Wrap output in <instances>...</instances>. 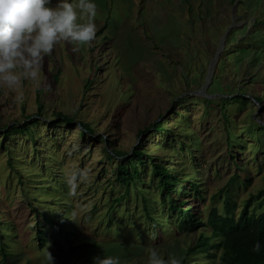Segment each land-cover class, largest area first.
<instances>
[{
    "label": "rangeland",
    "instance_id": "374dc122",
    "mask_svg": "<svg viewBox=\"0 0 264 264\" xmlns=\"http://www.w3.org/2000/svg\"><path fill=\"white\" fill-rule=\"evenodd\" d=\"M94 2L98 30L91 46L81 45L74 51L73 43L58 42L45 57L39 87L30 80L14 88L0 85V130L21 126L30 115L49 123L35 131L38 155L31 153L32 143L23 134L5 141L16 162L26 166L21 174L10 176L4 170L6 154L0 153V264H47L46 251L54 257L53 264H93L95 256L119 257L121 264H148L149 248L164 259L183 257L194 244L195 234L176 230L171 222L164 223V214H158L160 192L150 180V161L199 185L203 200H192L185 184L176 186L175 198L191 203L193 211L200 208L203 217L212 206L221 209L217 191L236 171L229 157L223 159L227 134L236 164L249 172L251 180L246 189L237 183L229 188L236 213L248 192L264 190V0ZM56 3L51 0L50 6ZM103 25L106 28L99 35ZM48 85L51 90L46 92ZM57 113L72 118V127H54ZM160 121L162 132L137 136L139 130ZM78 122L89 123L93 134L81 138ZM74 145H78L75 151ZM104 146L108 152L125 153L139 147L152 158L138 165L143 180L136 183L139 197L131 184V197L124 201V211H136L124 220L140 222L129 234L123 224L113 223L121 216L115 210L109 212L115 214L114 225L106 229L107 208L123 187L113 183L120 159L106 161ZM37 159H42V165ZM45 160L50 171L32 180L34 172L47 170ZM85 167L91 170L88 182L70 196L65 172ZM17 177L28 184L24 192L15 188ZM60 184L67 188L60 189V198L43 195L48 189L57 195L59 189L52 187ZM31 191L41 193L35 200L45 204L26 200L25 196H34ZM140 194L151 200L148 208L156 212L153 216L160 223L140 219L138 211L144 209ZM259 202L252 208L257 214L264 208ZM63 204L73 209L65 211ZM63 213L67 218L75 213L77 222L67 227L65 219L57 220L56 228L65 232L61 236L45 223L44 216ZM40 229L49 239L44 247L39 246ZM114 230L121 233L115 235ZM187 264L220 263L201 253L188 257Z\"/></svg>",
    "mask_w": 264,
    "mask_h": 264
},
{
    "label": "trees",
    "instance_id": "16d2710c",
    "mask_svg": "<svg viewBox=\"0 0 264 264\" xmlns=\"http://www.w3.org/2000/svg\"><path fill=\"white\" fill-rule=\"evenodd\" d=\"M105 28L106 25H103L101 27L100 31L98 32L99 35L105 30ZM176 104L177 102H175L173 105L175 106ZM40 110L41 106H38V111L40 112ZM37 116L39 115H34V117L36 118H34L33 115L27 116L21 126L19 124L12 125L7 128L4 127V129L0 130V153L4 152L6 154V164L8 165V168H4V170H9L10 176L14 175V173L21 174L22 171L26 170V166H22L18 162H16V158L10 153V150L12 149H10V146L7 145L5 141L13 137L14 135L23 134L25 135L26 141H28L29 144L32 143L31 153H37L38 155V150L36 148V145L34 144L36 135L35 131L38 127L41 126L47 128L49 123L40 121ZM56 117L57 120L52 124L54 127L57 125L72 127V118L63 116L61 113H57ZM159 117H161V115ZM162 124V121L156 123L153 122L143 130H139L137 136H141L151 130L162 132ZM78 126L79 127L77 129L81 138H85L87 135H92L94 132L89 123L78 122ZM229 138L230 135L227 134L226 140L228 143V147L226 151L223 152V159L229 157L228 162L234 164V166L236 167V171L229 177L223 187L217 191L218 194H216V197L222 199L221 209L219 210L218 208L212 206L210 211L207 212V214L203 217L202 213H200V208H197L195 211H193L191 210V203H187L186 200L180 201L175 198V195L179 194V189H176V186L185 184L186 186L184 190L190 192L192 200L197 198H201L203 200L204 197L200 188L198 187L199 185L188 180H181L178 174H171L170 170L164 165L150 161V180L152 183L154 181L155 189L160 192L159 203L162 211L158 212V214H164V223L168 224L171 222V224L175 226L176 230L195 234L194 244L189 246L184 256L181 257L182 264H187L188 257H192L201 253L208 254L210 255V257H215L220 264H264V208L262 212L258 214L255 212L256 209H252L253 205L256 204L255 202L258 199L261 200V202H259L260 205H264V190L257 191L255 194L248 192L247 198L243 201L239 212L236 213L237 206L235 202L231 200V192L229 188L232 184L237 183L238 186L246 189L247 185L251 183V180L249 172L247 171L246 173L244 171L245 168L236 164L235 159L232 156L233 152L231 151V149H229ZM101 139L102 138H100V140ZM102 142H104L106 146L108 145L106 139H103ZM103 154L106 161H109L110 163L115 161V158L118 160L120 159V161L116 163L113 183H117L119 186L123 187L122 193L119 194L117 198L112 199L107 208L106 216H108V220L106 229L110 230L114 225L113 223H121L126 229L125 233L129 234V231L139 227L140 222H131L132 218H130L129 220H124L125 217L129 215V213L133 214V216L136 215V211H134V213L129 210L124 211V201L125 199H129L131 197V184H133V187L137 189V196L139 197L138 191H140L141 189L137 187L136 183H142L143 180L141 179L138 165L144 166V160L152 158L150 155L146 156L145 151L140 150L139 147L134 148L130 153H125L114 149L111 150V152H108L104 146ZM40 156L42 157L41 154ZM49 157H52V155H50ZM41 160L42 159H37L39 165H42ZM44 166V168L47 169L46 160L44 161ZM48 170L49 169L45 170V172L43 170L34 172L35 174L34 176L32 175V180H34L33 178L36 175H46L48 173ZM16 180L17 183L15 182V188H22L24 192V189L28 188L26 187V185H28L27 182L19 177H17ZM34 189L36 191V189L39 188L38 186H35ZM58 189L59 191H57ZM60 189L64 192L67 188L63 186V184H60L58 186L52 187L53 191L56 190L58 192L57 195H52L49 189L46 190L45 194L43 195H50L58 199L62 196ZM43 190H45V188H43ZM25 191H28V189ZM37 194L42 195L41 193L34 192V196L32 198H28L25 196V199L32 200V203L35 202L41 205L45 204V201L41 202L40 200H35ZM66 197L67 196H64L62 201H66ZM212 198H214V196ZM140 199H142L141 203L144 207L143 211H138L140 219L150 224H154L155 222L160 223V219H156L153 216V214H155L156 212L153 209L148 208L151 200L148 199L144 194H140ZM65 209L69 211V209L71 210L73 209V207L71 205L63 204V210ZM114 210L116 215L121 216L119 218H117L116 216V220L112 223L111 218H113L115 214L110 215L109 212H113ZM93 213L94 211H92V215ZM63 214L64 215H60V217L55 215L44 216L45 223H47L50 228H53L54 232H56V235L60 234L61 236H63V234L65 233L62 232L61 228H56L57 220L64 221L65 219V221L68 222L65 224L67 227H70L73 225L72 223L77 222V220L73 218V216L67 218L66 213ZM113 233L115 235H118L119 233H121V230H114ZM50 239L53 241V244H57L56 238L54 236H51ZM38 240L40 247H44L47 243V240H49L45 237L44 231H42L41 229L40 231H38ZM257 243L260 245V250L258 252L253 250ZM209 252H212V255L209 254Z\"/></svg>",
    "mask_w": 264,
    "mask_h": 264
},
{
    "label": "clouds",
    "instance_id": "9594fccd",
    "mask_svg": "<svg viewBox=\"0 0 264 264\" xmlns=\"http://www.w3.org/2000/svg\"><path fill=\"white\" fill-rule=\"evenodd\" d=\"M50 5L51 0H0V85L14 88L22 80H30L39 87L45 57L58 42L73 43L74 51H78L79 46H91L95 40L98 5L94 0H58L55 6ZM43 90L50 91L51 86ZM77 149L78 145H74L72 150ZM90 171L85 167L65 172L70 196H76L80 184L88 182ZM253 250L258 252L260 245L257 243ZM147 251L148 264H182L175 255L164 259L155 248ZM46 261L47 264L54 261L48 251ZM93 264H121V261L114 256H95Z\"/></svg>",
    "mask_w": 264,
    "mask_h": 264
},
{
    "label": "water",
    "instance_id": "95a60500",
    "mask_svg": "<svg viewBox=\"0 0 264 264\" xmlns=\"http://www.w3.org/2000/svg\"><path fill=\"white\" fill-rule=\"evenodd\" d=\"M198 93H201V91H200V92H198Z\"/></svg>",
    "mask_w": 264,
    "mask_h": 264
}]
</instances>
